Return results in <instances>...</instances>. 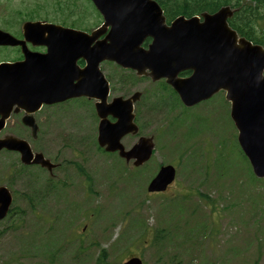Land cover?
I'll list each match as a JSON object with an SVG mask.
<instances>
[{"label": "rangeland", "instance_id": "obj_1", "mask_svg": "<svg viewBox=\"0 0 264 264\" xmlns=\"http://www.w3.org/2000/svg\"><path fill=\"white\" fill-rule=\"evenodd\" d=\"M68 1L76 3V12L87 10L93 17L96 16L95 7L88 0ZM62 2L67 0H0V16L39 6L38 12L27 19L52 20L57 11L56 3L58 7L59 3L64 4ZM58 20L52 21L75 28L86 27L70 16ZM118 86L119 92L124 94L133 91L129 86ZM156 86V83H150V89ZM68 111L71 113L65 114V117L57 115V121L65 124L66 130L61 131L65 136L50 137L46 152L55 159L59 157L70 161L75 156H82L85 169L91 176L92 192L83 191L86 182L70 163L65 179L71 188L65 190L62 187L59 196L49 197L48 202L54 204L39 205L32 211L23 201L20 208L24 212L21 221L15 223L16 227L13 225L15 217L0 221V229H4L0 237V264H40L51 254H54L52 258L57 264H122L127 256L137 253L141 254L144 264H174L176 261L178 264H264V183L254 179L246 170V161L237 147L236 130L224 95L218 92L206 102L194 106L190 112L194 116V136L189 137V142L194 143V158L199 164H208L207 171L201 168L206 174L197 172L200 168L197 162L179 164L177 178L184 186L194 188L190 199H182L190 190L178 184L176 196H173L174 187H170L165 195L155 194L140 202L143 193L136 196L131 186L136 181L127 178L130 166L119 164L118 169L117 160L96 148L94 131L92 134L89 130L78 129L83 121L79 111L72 108ZM154 116L156 118L146 112L141 134H153L154 138H158V144L165 141L172 144L175 153L180 151L177 143L182 139L178 129L172 135L164 133L161 128L159 131L162 132H157L156 128L166 118L162 113ZM133 141L135 137L122 139L126 146ZM1 157L7 159L4 155ZM173 157L172 153L165 148H157L156 144L153 167L157 166L155 162L158 164V161H168ZM76 161L80 162L79 159ZM1 184L6 185L5 178L0 180ZM241 184L251 189L245 191ZM140 187L139 191L143 189L147 192L145 184H140ZM9 188L16 203L23 200L18 193L22 188L21 181L16 186L18 190ZM200 194L213 198L217 209L211 211ZM178 199H182L181 208L174 202ZM41 214H48L57 221L62 238L69 236L67 245H45V239L36 234L37 225L43 224L45 228L48 225L38 217ZM126 214L127 219L123 217ZM85 215L92 217L83 220ZM43 220L47 221V218ZM78 220L82 222L80 226H75ZM128 220L131 223L144 220L146 223L141 221V227L149 226L150 231L131 228L126 232ZM63 221H68V225L64 227ZM85 223L88 227L82 231ZM161 227L167 229L161 230L158 238H154L156 230ZM173 227H180L176 237L172 236ZM114 243L117 248V244L123 245L115 249ZM75 254L80 255L79 258ZM102 256L103 263L99 261Z\"/></svg>", "mask_w": 264, "mask_h": 264}, {"label": "water", "instance_id": "obj_2", "mask_svg": "<svg viewBox=\"0 0 264 264\" xmlns=\"http://www.w3.org/2000/svg\"><path fill=\"white\" fill-rule=\"evenodd\" d=\"M91 1L102 17V23L91 32L43 21H26L22 25L24 40H19L0 29V45H20L24 53L23 61L0 63V130L8 115L7 107L14 101L25 109L32 105L33 110L40 101L63 99L49 94L52 84L60 88L64 85L60 73L46 69L51 61L50 53L68 59L67 63L86 54L93 66L108 59L135 70L138 75H148L153 81L167 77L186 105L207 99L219 89L226 90V99L231 103L230 116L238 130V143L253 172L264 177V47L238 37L228 26L229 8L223 7L213 14L202 13V21L197 16L188 20L179 17L168 27L153 0ZM148 36L151 41L144 49L141 43ZM26 39L47 45V53L37 56L28 51ZM91 43H94L92 47ZM185 67L193 69L192 75L177 79L176 73ZM95 72L99 80L92 82L102 86L100 96L104 103L107 82L101 72ZM136 95L127 99L117 97L107 107H97L101 119L98 141L106 144L107 150H119L126 159L134 157V163L139 164L151 152V138H140L127 152L120 144L122 136L137 130L131 113ZM108 113L116 117L114 123L106 120ZM2 148L19 151L24 162L33 158V162L52 166L41 154L33 157L27 143L12 135L0 138ZM174 173L170 165L162 168L148 190L165 189ZM10 202L8 189L0 186V219L6 215ZM125 264H141V260L132 257Z\"/></svg>", "mask_w": 264, "mask_h": 264}, {"label": "flooded vegetation", "instance_id": "obj_3", "mask_svg": "<svg viewBox=\"0 0 264 264\" xmlns=\"http://www.w3.org/2000/svg\"><path fill=\"white\" fill-rule=\"evenodd\" d=\"M28 46H31V45H28ZM30 48L32 50H36L40 52L44 51V48L42 47H39V48L30 47ZM77 64L79 65L80 68H82L85 65V61L82 59H79L77 60ZM101 68H103V64H101ZM187 75H189V73L184 72L182 76H187ZM109 83H110V86H109V93L106 98V103H105L106 105L109 104V102L113 99V97L118 96V95H123L119 93V91L114 87L113 81ZM128 84L131 85V88L139 87L141 89L142 96L140 100L135 103V107H137L139 104H142L143 109H145L146 101L143 100V96H144L143 92L145 91V87H146L145 78H139V79L132 80ZM86 90L87 91L84 96L74 97L72 99H67L66 101H63V102L42 105V107L38 111L34 112L33 117L36 122L38 132H41L40 134L46 133L47 135L53 136V137H56L60 134L65 136V134L61 132L63 130H66L65 128H63V124H60L54 121V108L62 110V108L65 107V110H67L66 106L67 108H72L74 110L79 111L80 115L82 116V120H83L81 127L84 130H89L91 132L95 131L97 129L98 120H99L97 112H96V106L97 105H100V107L103 106V103L101 102V100L98 99V97L102 94L103 89H102V86H96L95 83L92 82ZM172 101L174 100L171 98L165 101L166 109L171 107ZM176 106L178 110H181V111L188 110L177 100H176ZM23 114L24 112L22 110L15 111L13 109L10 113V117L6 120V125H5L6 129L12 130V131L13 130H29L30 131V128L22 123ZM107 119L110 122H113L115 120L112 115H107ZM80 160L84 161V158L80 157ZM64 162H65L64 158L62 161L61 160L56 161L57 163L56 168L58 169L56 173L63 172V169L65 167L63 164ZM31 168H35V169L38 168L41 171L47 170L45 167L38 165V164L24 165L22 163L19 164L16 161L14 165L7 166V171L8 173H10V176H13L15 178V181H16V179H18L16 175L22 173V171H23V174H28V170H30ZM47 174H49L51 178H54L56 180V181L53 179L47 180L48 185H53L54 183H56L57 185H59L57 186V188H62L65 186V182H61L57 180L55 174H53L52 172H48ZM50 176L47 179H49ZM34 183L37 185L38 188L40 187L41 189L45 190V187H46L45 183L40 181L38 177L34 179ZM53 190H55V188H51V190L49 191L52 192ZM49 191L46 190L45 193H48Z\"/></svg>", "mask_w": 264, "mask_h": 264}, {"label": "trees", "instance_id": "obj_4", "mask_svg": "<svg viewBox=\"0 0 264 264\" xmlns=\"http://www.w3.org/2000/svg\"><path fill=\"white\" fill-rule=\"evenodd\" d=\"M158 3L164 8L166 15L172 17L177 14L192 15L200 13L202 11L213 12L218 7L222 5H232L236 7L234 15L228 20L229 25L234 28L239 35L245 36L246 38L252 40L254 43L264 44V0H157ZM67 3V4H66ZM63 6H59L60 14L59 19H65L67 16H76V21L89 27L88 24L83 23L87 17H91L92 13L87 10L84 12H76L72 10L68 5H72L75 2H66ZM76 8V4L73 5ZM66 8H68V14L66 13ZM39 6L34 9H28L26 11H17L15 14L6 13L5 15L0 16V28L7 29L14 27L15 24H20L21 21L27 19L28 16L35 15L38 12ZM21 14V15H20ZM97 14V13H96ZM43 18V17H42ZM77 21V22H78ZM97 23V19L93 22L92 25ZM91 25V26H92ZM238 147V146H237ZM241 153V152H240ZM242 154V153H241ZM244 160L246 158L242 154ZM247 164V161H246ZM247 171L251 174V170L248 166ZM252 175V174H251ZM253 176V175H252ZM255 179V177H253ZM243 190L247 191L245 187H242ZM210 203H212L210 201ZM47 243V242H46ZM47 247L48 245L45 244ZM77 256V254H75ZM53 255L46 258L47 262H54ZM101 261V259H99ZM176 261L174 264H178Z\"/></svg>", "mask_w": 264, "mask_h": 264}]
</instances>
